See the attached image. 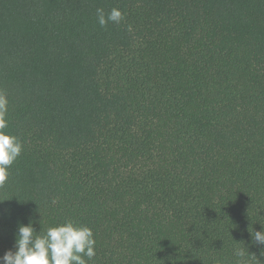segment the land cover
I'll return each instance as SVG.
<instances>
[{
    "label": "trees",
    "instance_id": "16d2710c",
    "mask_svg": "<svg viewBox=\"0 0 264 264\" xmlns=\"http://www.w3.org/2000/svg\"><path fill=\"white\" fill-rule=\"evenodd\" d=\"M0 90V256L72 220L88 264H264V0H0Z\"/></svg>",
    "mask_w": 264,
    "mask_h": 264
},
{
    "label": "clouds",
    "instance_id": "9594fccd",
    "mask_svg": "<svg viewBox=\"0 0 264 264\" xmlns=\"http://www.w3.org/2000/svg\"><path fill=\"white\" fill-rule=\"evenodd\" d=\"M97 22L101 27L108 23L119 24L123 13L112 8L105 14L102 8L96 10ZM8 99L0 90V187H3L9 178V169L20 157L23 151L21 141L5 130L9 127L6 115ZM29 219L27 225L20 224L15 233L13 247L0 256V264H88L96 256V240L92 230L86 226H77L72 220L46 230L37 232ZM252 239L258 245H264V230L252 233ZM235 255L245 256L243 249H237ZM258 264V262H257Z\"/></svg>",
    "mask_w": 264,
    "mask_h": 264
}]
</instances>
